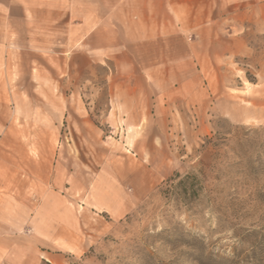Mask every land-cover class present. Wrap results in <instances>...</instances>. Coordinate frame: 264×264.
<instances>
[{
	"label": "rangeland",
	"instance_id": "rangeland-1",
	"mask_svg": "<svg viewBox=\"0 0 264 264\" xmlns=\"http://www.w3.org/2000/svg\"><path fill=\"white\" fill-rule=\"evenodd\" d=\"M253 5L181 35L156 72L0 57V264H264Z\"/></svg>",
	"mask_w": 264,
	"mask_h": 264
},
{
	"label": "crops",
	"instance_id": "crops-1",
	"mask_svg": "<svg viewBox=\"0 0 264 264\" xmlns=\"http://www.w3.org/2000/svg\"><path fill=\"white\" fill-rule=\"evenodd\" d=\"M244 2L254 7V0H0V57L57 50L83 66L111 60L123 72H156L161 58L179 55L181 35L210 39L206 26Z\"/></svg>",
	"mask_w": 264,
	"mask_h": 264
},
{
	"label": "trees",
	"instance_id": "trees-1",
	"mask_svg": "<svg viewBox=\"0 0 264 264\" xmlns=\"http://www.w3.org/2000/svg\"><path fill=\"white\" fill-rule=\"evenodd\" d=\"M45 264H49V263H45Z\"/></svg>",
	"mask_w": 264,
	"mask_h": 264
}]
</instances>
